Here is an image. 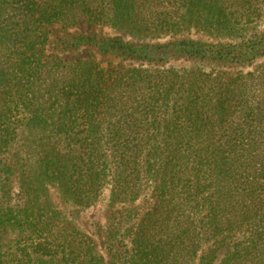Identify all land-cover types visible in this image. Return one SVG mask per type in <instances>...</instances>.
Wrapping results in <instances>:
<instances>
[{
  "label": "trees",
  "instance_id": "1",
  "mask_svg": "<svg viewBox=\"0 0 264 264\" xmlns=\"http://www.w3.org/2000/svg\"><path fill=\"white\" fill-rule=\"evenodd\" d=\"M0 264H264V0H0Z\"/></svg>",
  "mask_w": 264,
  "mask_h": 264
},
{
  "label": "rangeland",
  "instance_id": "2",
  "mask_svg": "<svg viewBox=\"0 0 264 264\" xmlns=\"http://www.w3.org/2000/svg\"><path fill=\"white\" fill-rule=\"evenodd\" d=\"M79 28L80 29L84 28L85 30L88 29V27L85 25L79 26ZM109 33L115 34V32H110V31H109ZM175 65L181 66V65H184V62H182V63L178 62V63H175ZM109 213H110V210L106 207V201L105 200L103 202L96 204L90 212H87L83 216L84 220L87 221V224L85 222H83L84 225L82 224V227L85 228L86 230H88L89 233H91L92 231L97 232L96 228L94 227L95 222H98L102 226L105 225L107 222V218L109 216ZM101 235H103V234L101 233L99 235V233H98V235L94 236V239L96 240V242L99 246L100 252L103 254L104 251L101 250V246H102V242L104 241V238Z\"/></svg>",
  "mask_w": 264,
  "mask_h": 264
}]
</instances>
